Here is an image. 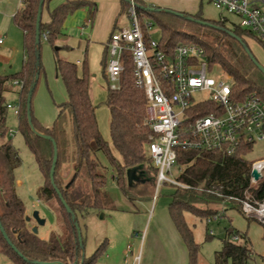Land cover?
<instances>
[{
    "label": "trees",
    "instance_id": "trees-1",
    "mask_svg": "<svg viewBox=\"0 0 264 264\" xmlns=\"http://www.w3.org/2000/svg\"><path fill=\"white\" fill-rule=\"evenodd\" d=\"M134 1L140 6L136 7L137 13H147L155 19L160 29V49L165 54L171 56L180 44H196L203 48L210 68L220 67L222 72L232 79L234 95L243 98L256 93L264 100V74L251 61L237 40L221 29L187 20L163 10H146L142 7L143 0ZM38 2L39 0H23L12 17L15 25L23 32V49L26 57L21 69L13 74H0V140H3L0 142V224L15 247L13 249L7 243L0 231V253L6 255L14 264H33L25 258L62 264H92L105 243L103 242L90 256H84L83 260H80L77 233L61 198L76 218L78 215L84 216L89 210L115 208L105 188L108 165L114 169L113 178L128 200L152 198L151 189L154 186H145L139 192H132L133 179L129 183L127 175L129 169H136L141 165L153 171L154 179L156 175V169L152 166V159L147 152L150 130L144 123L145 94L135 82L133 62L127 52L122 55L124 69L118 86L112 88L109 85L105 75L107 64L105 46L101 65L107 82L104 104L110 116L111 141L108 143L99 131L95 115L96 106L90 99V73L86 62L78 67L74 62L59 57L55 51L56 67L67 97L57 105L58 112L53 123L44 126L35 117L32 107V98L43 74L40 54L39 77L32 93L30 114L35 130L48 135L57 145L54 188L49 178L53 156L51 139H45L32 131L26 115V95L35 74V20ZM120 5V14L126 15L129 2L120 0ZM80 8H87L93 16L96 4L91 0H65L49 11L48 21H42L41 16L38 46L40 52L42 34L47 32L45 40L54 47V41L61 33L64 20ZM193 17L201 19L198 16ZM210 22L232 31L246 45L250 39L264 47V43L254 33L237 23L228 26L226 21ZM13 80L22 81L18 91L17 129L32 152L43 177V182L36 191L37 199L45 202L52 198L57 200L58 216L65 228V233L52 234L48 239L39 237L28 227L25 204L16 191L14 172L21 165V158L8 135L9 128L6 122L8 102L5 99V92L13 85ZM209 105L211 104H199L195 108V116L209 113L211 107ZM187 112L190 114V109ZM189 124L190 118L183 121V125ZM251 147L252 144L241 145L232 155L192 148L176 149L177 164L182 167L177 178L189 187H173L168 203V214L186 246L187 264H198L199 245L195 243L192 229L186 223L184 216L186 212L208 220L216 217L220 207L223 212L227 210L241 212L239 200L248 199L252 203L264 201V177L252 184L250 181L252 162L244 157ZM100 154L106 158L107 165L99 157ZM64 162L74 163L75 168L67 182H64L59 174L60 166ZM56 190L59 191L61 198ZM208 236L210 234H207L206 238ZM234 236L237 237L236 240L233 239ZM253 255L254 251L247 233L229 227L225 231L221 248L214 253V264H252ZM255 256L264 260V255Z\"/></svg>",
    "mask_w": 264,
    "mask_h": 264
},
{
    "label": "rangeland",
    "instance_id": "rangeland-1",
    "mask_svg": "<svg viewBox=\"0 0 264 264\" xmlns=\"http://www.w3.org/2000/svg\"><path fill=\"white\" fill-rule=\"evenodd\" d=\"M144 6H155L158 8L177 11L186 15L198 16L201 19L217 22L221 16H225L226 24L236 23V16L223 13L217 9L209 0H143ZM129 5L126 8L128 11ZM264 11V4L261 5ZM126 11V13H127ZM138 19L143 31L148 34L146 23H150L149 35L154 39L160 37V29L147 13L138 12ZM69 17V16H68ZM127 19V14H123ZM22 31L13 22L2 19L0 16V36L5 35L6 39L0 44V74L3 71L11 72L12 60L5 59L13 55L16 66H21L23 54V35ZM75 41V40H74ZM251 52L257 61L264 66V47L252 41L247 40ZM56 46V45H55ZM54 46V47H55ZM7 47V48H5ZM46 40L41 42V63L43 74L39 79L36 91L32 98V107L35 117L43 124L49 126L53 123L58 109L57 105L66 99V92L61 78L55 76L54 55L55 50ZM17 48L16 54L11 49ZM58 56L63 53L57 51ZM89 58L93 56L94 73L96 77L90 82V92L93 104L96 106L95 115L99 131L105 141L110 143L109 133V111L104 104L106 96L107 82L103 76L101 60L103 49L93 48L89 50ZM78 52L75 51L69 55L75 59ZM108 60V57H107ZM106 60V62H107ZM212 75H226L220 67H215ZM109 85H115L109 81ZM15 86V85H14ZM20 89L19 86H15ZM10 89L5 92L7 102L17 104L18 100L14 91ZM7 126L8 135L12 139L13 146L19 153L21 165L15 169L16 191L18 197L25 204L26 216L29 217L28 227H37V234L43 239H48L52 234L61 235L65 233L63 222L58 216L59 205L55 198L49 201H39L36 191L43 182L32 152L26 146L23 136L17 129V116L8 109ZM10 129L13 132L10 133ZM3 140H0L2 142ZM99 157L107 165L106 158L100 154ZM249 161H255L264 158V140L252 144L251 150L244 155ZM74 163L64 162L59 169V174L64 182L68 178L65 174V165H68L70 174L73 173ZM153 166V164H152ZM153 170V169H152ZM172 174L178 176L177 167L173 168ZM114 169L109 165L106 169V190L111 196L115 208L103 210H89L84 216H77L80 226L84 256H90L102 243L105 245L96 260L92 264H123L127 258L132 261L131 254L140 253L139 264H187L188 255L183 240L174 228L169 214L168 203L173 188L170 184H163L159 187L155 199L148 200H128L118 188L114 178ZM132 179L134 184L142 185L136 188L131 185L132 192H139L145 186H154V173L147 170L143 165L136 168ZM154 193V187L151 189ZM133 194V193H132ZM134 196V194H133ZM145 206L149 209L145 210ZM150 206L152 209L150 210ZM216 218H200L192 213L184 214L186 223L193 232L195 243L199 245L198 264H214V253L221 248L225 231L233 227L241 232H246L250 238L252 249L254 251L252 264H264V260L255 255H264V224L257 219L247 217L238 210H230L224 214L222 208H219ZM33 211H38L39 216L45 220L43 225H38L32 217ZM219 215H221L219 217ZM210 230L212 234H210ZM135 234H137L135 236ZM207 234L208 238H206ZM141 244V247H140ZM130 250L128 252L127 250ZM127 253V256H126ZM129 254V256H128ZM0 264H14L6 255L0 253Z\"/></svg>",
    "mask_w": 264,
    "mask_h": 264
},
{
    "label": "built area",
    "instance_id": "built-area-1",
    "mask_svg": "<svg viewBox=\"0 0 264 264\" xmlns=\"http://www.w3.org/2000/svg\"><path fill=\"white\" fill-rule=\"evenodd\" d=\"M209 1L223 13L236 16L240 27L251 31L264 43V11L261 8L264 0ZM127 17V24L110 33L105 75L108 81L115 83L111 87H117L124 69L122 55L124 52L130 54L135 82L143 89L146 99L144 123L150 130L147 152L156 169L152 197L155 199L163 184L189 187L172 174L174 167L178 174L182 170L177 164V148L232 155L241 145L264 140V100L256 93L243 98L234 95L232 79L228 75H212L215 68L209 67L203 48L196 44H180L171 56L165 54L159 40L149 35L150 23H146L148 34L143 31L133 2L129 3ZM224 21L225 16H221L217 22ZM46 34H42L43 40ZM2 42L0 37V44ZM12 83L22 85L20 80ZM204 103L211 104L209 113L195 116V108ZM6 108L17 115L19 104L8 102ZM187 118L190 124L183 125ZM253 169L259 174L257 180L263 178L264 158L252 161L251 171ZM251 171L250 181L255 184L257 180ZM239 201L244 215L264 224V201ZM131 256L133 260L129 262L125 258L123 264H139L140 253Z\"/></svg>",
    "mask_w": 264,
    "mask_h": 264
},
{
    "label": "crops",
    "instance_id": "crops-1",
    "mask_svg": "<svg viewBox=\"0 0 264 264\" xmlns=\"http://www.w3.org/2000/svg\"><path fill=\"white\" fill-rule=\"evenodd\" d=\"M22 1L23 0H0V16L2 17V19H6L9 22H13L12 17L17 11V9L22 5ZM64 1L65 0H46L42 7V21H48L49 11H51L53 8H55L56 6H58ZM91 1H93L96 4V11L94 12L93 16L87 10V8H80L76 10L72 15H70L64 20L62 24L61 33L58 35V37L54 41V44L56 45L55 51L56 52L60 51L61 53H63L61 58L67 61H70V62H74L78 67H81L84 61L86 62L88 71L90 73L89 83L92 81L93 78L96 77V74L93 72L94 71L93 62H95L96 60H93V56H90L89 58V54H88L89 50L93 48L99 49V51L100 49L104 50L107 44V41L109 39L110 33L114 29L128 23V21H126L127 19L122 17L123 14H120V7H121L120 0H91ZM21 34L23 35V32ZM0 37L3 38V42L1 43L3 44L6 39V36L3 35ZM11 50L13 54H16L17 48H14ZM75 51L78 52V56L73 60L69 57V55ZM25 57L26 56L23 50L22 61H21L20 67L15 65L16 63H15L13 55L8 56L5 59L12 60L11 61L12 63L10 64L9 67L10 69L13 68L12 72H17L21 69L25 61ZM54 67H55V76L57 78L59 76V73L56 67L55 55H54ZM7 73H11V72L3 71L1 74L7 75ZM11 86H12L11 91H14V93L16 94L17 100H18L19 89H17V87H15L14 85H11ZM89 95L91 99L90 86H89ZM109 120H110V116H109ZM43 125L49 126V124L47 123H43ZM67 166L68 165H65L66 173L65 174L63 173V176L68 178L67 181H69L74 173L75 168L73 165L72 167L73 173L70 174L71 169ZM142 185L138 183L136 186L133 180L132 186L136 188H140ZM153 194H152V197H153ZM146 209L148 210L149 208L145 206V210ZM151 209H152V206H150V210ZM228 211L230 210L224 211V214ZM140 247H141V244H140ZM127 250H128V247H127ZM135 254L137 253H134L131 255H135ZM187 255H188V252H187Z\"/></svg>",
    "mask_w": 264,
    "mask_h": 264
},
{
    "label": "water",
    "instance_id": "water-1",
    "mask_svg": "<svg viewBox=\"0 0 264 264\" xmlns=\"http://www.w3.org/2000/svg\"><path fill=\"white\" fill-rule=\"evenodd\" d=\"M129 3H132L136 6V7H140L134 0H127ZM43 3H44V0H39L38 2V8H37V14H36V20H35V44H36V48H35V74H34V77H33V80L31 82V85L27 91V95H26V115H27V121L30 125V128L32 129V131H34L35 133H37L39 136L45 138V139H51L48 135H45L43 133H40V132H37L32 124V121H31V114H30V107H31V98H32V93H33V90H34V87L36 85V81L38 80V77H39V71H38V64H39V57H40V51H39V44H40V33H39V24H40V20H41V16H42V7H43ZM144 9L146 10H151V11H165V12H169L171 14H174L176 16H180V17H183L187 20H191V21H195L197 23H201V24H204V25H209V26H213L217 29H221L223 30L224 32H226L228 35H230L231 37H233L235 40H237L241 46L243 47V49L245 50V52L247 53V55L249 56V58L251 59V61L258 67V69L264 74V66L261 65L257 59L253 56V54L251 53V50L250 48L248 47V45H246L242 39L237 36L235 33H233L232 31L228 30V29H225L217 24H214V23H211L210 21H207V20H204V19H197V18H194L193 16L191 15H186V14H183V13H180V12H177V11H173V10H168V9H163V8H156V7H150V6H142ZM51 142H52V145H53V156H52V163H51V168H50V173H49V178H50V182L52 183V185L54 186V188H56L55 186V183H54V171H55V165H56V161H57V145H56V142L51 139ZM134 171L135 169H129L128 170V181L129 183L132 182V177H133V174H134ZM251 175L252 177L257 180L259 178V174L258 172L253 169L251 171ZM57 193L59 194L60 196V193L58 190H56ZM61 198V196H60ZM61 201L63 203V205L65 206V209L67 211V213L69 214L70 216V219L72 221V224L74 225L75 227V230H76V233H77V237H78V241H79V247H80V260L82 261L83 258H84V251H83V243H82V235H81V230H80V226H79V223L77 221V218L75 216V214L72 212V210L68 207V205L66 204V202L61 198ZM32 217L33 219L36 221V223L38 225H43L45 223V220L43 218H41L39 216V213L38 211H33L32 213ZM26 220L28 221L29 220V217L26 216ZM0 231L4 237V239L7 241V243L13 248L15 249V247L12 245L11 241L8 239V236L6 234V232L4 231L3 227L1 226L0 224ZM32 232L33 233H37V227H32ZM26 261H29L33 264H62L60 262H56V263H53V262H44V261H39V260H31V259H28V258H25Z\"/></svg>",
    "mask_w": 264,
    "mask_h": 264
}]
</instances>
